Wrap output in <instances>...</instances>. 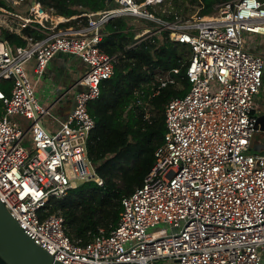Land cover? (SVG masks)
I'll return each mask as SVG.
<instances>
[{
    "label": "built area",
    "instance_id": "obj_1",
    "mask_svg": "<svg viewBox=\"0 0 264 264\" xmlns=\"http://www.w3.org/2000/svg\"><path fill=\"white\" fill-rule=\"evenodd\" d=\"M106 1L113 7L61 20L86 16L85 24L59 27L42 21L53 13L35 0H0V82H11L8 94L0 88V201L63 264H264V153L247 152L264 72V55L252 51L257 38L264 45V0H224L212 15H198L197 7L187 18L173 0ZM114 16L140 24L135 39L167 31L169 39L188 43L189 88L165 103L154 162L122 196L117 224L82 243L68 236L61 214L48 213V202L80 182L102 184L87 156L95 126L87 106L120 56L99 47L101 28ZM1 28L43 34H22L25 44L11 46ZM58 53L78 57L86 70L70 113L52 131L43 124L52 106L38 100L34 85ZM156 82L148 99L177 81L164 71ZM135 94L137 104H146Z\"/></svg>",
    "mask_w": 264,
    "mask_h": 264
},
{
    "label": "trees",
    "instance_id": "obj_2",
    "mask_svg": "<svg viewBox=\"0 0 264 264\" xmlns=\"http://www.w3.org/2000/svg\"><path fill=\"white\" fill-rule=\"evenodd\" d=\"M53 14L71 17L113 7L106 0H35ZM224 0H173L176 7L198 15H208L214 5ZM189 2L190 6L186 5ZM189 13V14H190ZM82 16L58 24L59 27L85 24ZM129 16H114L101 28L100 49L111 55L120 53L113 74L101 81L100 94L89 101L88 111L95 126L87 139V156L102 184L90 179L69 189L61 198H50L48 213L61 214L64 227L72 240L87 242L101 228L109 233L117 224L121 198L139 186L154 162V149L165 132L164 105L174 96H182L189 88L186 69L190 61L188 43L169 39L167 31L135 39L140 24ZM10 44L24 45L22 34L35 31L24 28L21 33L1 28ZM177 69V72H173ZM167 71L176 79L147 98L156 86V74ZM11 82H0L9 93ZM136 92L146 104L136 103ZM147 108V116L145 113ZM0 103V114H1Z\"/></svg>",
    "mask_w": 264,
    "mask_h": 264
},
{
    "label": "crops",
    "instance_id": "obj_3",
    "mask_svg": "<svg viewBox=\"0 0 264 264\" xmlns=\"http://www.w3.org/2000/svg\"><path fill=\"white\" fill-rule=\"evenodd\" d=\"M51 18L53 21L60 23L63 16H52ZM42 34L43 33L35 30L37 38L41 37ZM257 39L260 41V44L264 46L263 40L260 38ZM10 45L15 46V44ZM252 51L264 55V50L261 49L259 45L257 46V44H252ZM27 67L28 74H31L34 79L32 65L28 64ZM85 70L86 64L78 57L58 53L49 61L45 68L43 77L38 82H35L34 88L36 86L35 94L38 100L45 106H52L50 107V115H47L48 122L43 120V124L47 129L52 131L55 130L56 127L59 126L60 122L70 113L72 108V91L74 89L81 88L77 85V81ZM262 81L263 88L261 87L262 89L260 88L259 91L264 92V72ZM253 106V115L257 116L264 113V110H262L261 112L255 114V104H253ZM14 119L22 128H27L30 124L29 120L21 116H15Z\"/></svg>",
    "mask_w": 264,
    "mask_h": 264
},
{
    "label": "water",
    "instance_id": "obj_4",
    "mask_svg": "<svg viewBox=\"0 0 264 264\" xmlns=\"http://www.w3.org/2000/svg\"><path fill=\"white\" fill-rule=\"evenodd\" d=\"M254 127L264 131V113L255 116ZM0 264L63 263L37 245L0 201Z\"/></svg>",
    "mask_w": 264,
    "mask_h": 264
},
{
    "label": "rangeland",
    "instance_id": "obj_5",
    "mask_svg": "<svg viewBox=\"0 0 264 264\" xmlns=\"http://www.w3.org/2000/svg\"><path fill=\"white\" fill-rule=\"evenodd\" d=\"M186 5L190 6L189 2H186ZM176 10L184 18H187L189 15H191L193 13H196V10H195V12L190 13L189 11L181 10L178 7H176ZM213 12L214 11H211L209 14L212 15ZM252 44H257V46L259 45V47L264 50V47L260 44V41L258 39L256 41H254V43H252ZM25 68H27V67H25ZM29 78H30L31 83H33L34 79L32 78L31 74H29ZM262 85H263V81H262ZM262 85H261V87L263 88ZM35 88H36V86H35ZM253 104H255V110H256L255 114H257V113L261 112L262 110H264V92L259 91L258 93L255 94V96L253 98ZM47 118L48 117L46 115L43 118V120L45 122H48ZM247 152H254V153H261V154L264 153V131L257 130V129L254 130L253 137H252V140L250 142V146H249Z\"/></svg>",
    "mask_w": 264,
    "mask_h": 264
},
{
    "label": "bare ground",
    "instance_id": "obj_6",
    "mask_svg": "<svg viewBox=\"0 0 264 264\" xmlns=\"http://www.w3.org/2000/svg\"><path fill=\"white\" fill-rule=\"evenodd\" d=\"M52 16H57V15H55V14H49V13H44V14H42V21H44L45 23H52V22H55V21H53L52 20ZM62 20L64 19V17L63 18H61Z\"/></svg>",
    "mask_w": 264,
    "mask_h": 264
}]
</instances>
